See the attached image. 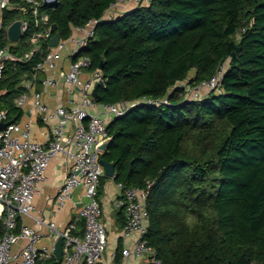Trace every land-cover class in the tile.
Masks as SVG:
<instances>
[{
    "label": "trees",
    "instance_id": "obj_1",
    "mask_svg": "<svg viewBox=\"0 0 264 264\" xmlns=\"http://www.w3.org/2000/svg\"><path fill=\"white\" fill-rule=\"evenodd\" d=\"M114 1L39 7L62 39L102 18L89 45L74 56H87L92 70L104 63L108 83L98 103L170 100L113 119L108 128L114 140L100 160L115 163V179L125 187L153 182L146 237L164 264H264V0H150L105 19ZM33 4L10 0L2 11L0 49L8 46L18 59L5 64L0 109L14 122L24 113L16 103L28 90L24 81L49 49L42 41L22 58L41 29ZM21 18L28 29L11 42L7 28ZM228 59L221 93L185 96L181 82L197 87ZM122 251L119 246L117 260Z\"/></svg>",
    "mask_w": 264,
    "mask_h": 264
},
{
    "label": "built area",
    "instance_id": "obj_2",
    "mask_svg": "<svg viewBox=\"0 0 264 264\" xmlns=\"http://www.w3.org/2000/svg\"><path fill=\"white\" fill-rule=\"evenodd\" d=\"M33 2V12L39 17L37 24L41 29L34 32L31 41L34 48L26 52L23 60L29 59L40 43L47 41L49 49L44 58L37 62L34 73L26 80L27 91L20 94L16 103L22 109L28 103L39 114L42 123L48 126V136L45 140L33 138L31 121L26 123L14 122L8 119V111L0 109V124L10 122L0 129V264H39L41 260H48V264L56 259L54 247L40 246L42 231L25 222L27 216H32L35 209L34 199L42 190L47 179L48 168L52 160L63 153L68 161L67 171L63 183L57 193V208L61 209L72 197L75 188L83 187L86 201L83 202L80 214L84 219V230L81 237L73 231L76 223L59 230L56 221L46 222L43 217L33 216L35 224L46 226L54 230L55 237L64 238L63 257L60 264H107L104 254L108 248V234L101 221L102 207L98 200V189L101 177L105 175V168L100 160L97 145L110 136V120L126 115L138 105L170 104L166 96L161 99L135 98L120 100L115 103H98L93 95L95 84L107 87L108 78L100 68L91 70V60L85 56H74L89 45L95 35L99 18H91L85 25L76 26L74 32L66 39H60L56 46L50 45L54 36L50 16L48 13L40 15L39 7L44 0H29ZM150 0H115L104 18L116 17L115 9L126 4L134 9ZM10 0H2L0 7H9ZM109 17V18H110ZM22 19V18H21ZM22 30L28 29V22L24 19ZM70 60L69 70L63 73L64 83L70 92L77 90L79 100L71 106H51L43 96V92L36 88L40 73L45 74L42 83L45 87H58L60 80L57 75L63 69V60ZM18 59L8 46L0 49V79L7 61ZM228 59L221 65L209 81H204L197 87H190L189 81L181 82L185 96L189 99L202 98L212 90L222 92L221 82L224 77ZM88 71L89 77L82 78ZM187 95H190L188 97ZM99 106L101 110H94ZM113 178H116V173ZM153 182L149 181L146 188L125 187L118 182L121 197L118 205L124 207L126 222L122 227L125 240H130L123 247V256L135 257L145 262L164 264L146 237L150 226V212L147 199ZM21 222V223H19ZM20 224V225H19ZM20 230L16 232V229ZM23 240L20 249L15 245Z\"/></svg>",
    "mask_w": 264,
    "mask_h": 264
},
{
    "label": "crops",
    "instance_id": "obj_3",
    "mask_svg": "<svg viewBox=\"0 0 264 264\" xmlns=\"http://www.w3.org/2000/svg\"><path fill=\"white\" fill-rule=\"evenodd\" d=\"M1 1L2 0H0V4ZM129 8L131 7L126 4H121L113 12L117 13L116 15L119 16L130 11L131 9ZM2 11L3 10L0 7V31ZM110 15H112V12L108 13V18ZM62 64L63 69L57 75L58 79L60 80V85L58 87H45L42 82H37L36 88L43 92L44 99L50 103L51 106H71L76 104L79 100V94L77 93V90H75L73 93L70 92L64 83L63 73L69 70V58L65 57ZM89 76L90 74L88 71L82 74L83 79ZM40 78H45V74L40 73L39 79ZM24 82L26 83V80ZM93 109L98 111L101 110L99 106H95ZM23 111L24 113L18 122L26 123L31 121V133L33 138L37 140H45L48 136V126L40 121L39 114L33 108L32 104L28 103L26 107L23 108ZM112 121L113 120L111 119L110 123ZM67 166L68 161L63 153L58 154L52 160L48 168L47 179H45L41 187L42 190L38 195H36L34 199L35 209L32 213L33 215L27 216L25 218V222L27 224L35 226L37 229L42 231L43 234L40 246L46 245L49 247H54L55 249V245L60 237H55L56 232L54 230L46 226L40 227L39 225L35 224V219L33 216L43 217L48 223L56 221L57 228L59 230H63L68 226L69 223L75 222L76 229L73 231V233L79 237L83 235L84 219L80 214L83 202L86 201L83 187L75 188L72 193V197L66 202L65 206L61 209L57 208L56 196L63 183ZM98 194V200L100 201L102 207L101 221L106 228L109 242L108 248L104 254V261L107 264H147V262L143 260L140 261L135 257H125L123 255L120 260H117L118 247L121 246L123 248L124 245L126 246L130 243V240H125L122 235L124 210L118 205V201L121 197V191L118 187V182L116 179L107 176L101 187L99 186ZM19 228L20 227H18V229ZM22 245L23 240L21 239L17 242L15 248L20 249ZM46 261L48 260H41V263Z\"/></svg>",
    "mask_w": 264,
    "mask_h": 264
},
{
    "label": "water",
    "instance_id": "obj_4",
    "mask_svg": "<svg viewBox=\"0 0 264 264\" xmlns=\"http://www.w3.org/2000/svg\"><path fill=\"white\" fill-rule=\"evenodd\" d=\"M58 3H59V0H44L43 2L44 6L57 5ZM22 25H23V20L17 19L8 26L7 37L9 41L17 42L21 40L23 33H24L22 30ZM52 29L54 31L57 29V25L55 23L52 24ZM60 39H61L60 33L56 32L50 40V45L56 46L59 43ZM103 64H104L103 62L100 63V66H99L100 69H103ZM99 89H100V83L95 84L92 93L94 97L96 98L99 96ZM9 123L10 122H5V123L0 124V129L6 127ZM113 140H114V136L110 135L109 137H107L106 139H104L97 145V149L101 152L107 151ZM101 162L105 168V175L108 177H114L115 176V163L109 162L105 159H103ZM63 242H64L63 237H60L55 245L56 259L49 264H60V261L62 260V257H63ZM81 264H84V262H82Z\"/></svg>",
    "mask_w": 264,
    "mask_h": 264
},
{
    "label": "rangeland",
    "instance_id": "obj_5",
    "mask_svg": "<svg viewBox=\"0 0 264 264\" xmlns=\"http://www.w3.org/2000/svg\"><path fill=\"white\" fill-rule=\"evenodd\" d=\"M188 97H190V95H187Z\"/></svg>",
    "mask_w": 264,
    "mask_h": 264
}]
</instances>
